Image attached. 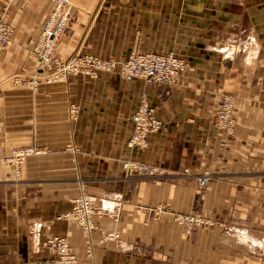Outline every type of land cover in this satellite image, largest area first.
I'll list each match as a JSON object with an SVG mask.
<instances>
[{"label":"crops","instance_id":"0c3cea01","mask_svg":"<svg viewBox=\"0 0 264 264\" xmlns=\"http://www.w3.org/2000/svg\"><path fill=\"white\" fill-rule=\"evenodd\" d=\"M69 3L70 21L55 49L61 61L76 54L122 60L136 49L173 52L188 66L169 85L109 72L27 88L16 81L44 69L30 47L52 0H0V17L11 27L0 52V264H51L44 241L52 234L69 241L78 264H259L264 0ZM142 94L163 126L148 135L146 149L131 150L125 140ZM225 95L234 98L231 133L214 124ZM28 144L42 154L27 158L18 178L4 156ZM126 161L158 173L136 176L123 168ZM206 172L210 180L200 189ZM80 191L108 209L120 207L117 223L96 219L92 257L78 225L56 219ZM176 214L210 223L188 231ZM113 229L120 239L101 241Z\"/></svg>","mask_w":264,"mask_h":264},{"label":"built area","instance_id":"2783aa9c","mask_svg":"<svg viewBox=\"0 0 264 264\" xmlns=\"http://www.w3.org/2000/svg\"><path fill=\"white\" fill-rule=\"evenodd\" d=\"M10 2L11 0H7ZM70 3L69 0H52V6L44 22L35 42L32 44V51L39 57L46 66L55 65L53 53L57 40L64 33L69 23ZM10 26L0 17V51L4 50L10 44ZM63 73L70 72H86L95 75L96 71L110 72L118 70L120 76L126 80L141 79L146 84H167L173 81L175 76L183 70V64L172 54H154V53H131L128 59L120 64L113 60H103L92 56H74L68 62L64 63ZM216 126L231 132L233 127V119L230 115V104L228 100H224L217 116ZM134 125V131L128 138L126 145L128 148H146L148 145V135L152 132L160 130L161 122L153 113V109L144 99L140 102L138 109L131 116ZM28 154V152H26ZM22 155V152H21ZM129 166V165H128ZM140 166L142 173H147L148 168L145 165ZM210 175L205 173L198 177V186L202 189L206 187L210 180ZM77 204L79 219L85 223L86 199L81 196L75 200ZM178 222L184 224L188 229L204 224L202 218L183 215L178 216ZM88 225V224H87ZM58 252L59 261L55 264H75L76 259L73 254L68 251L67 243L59 239ZM54 244L55 242H51ZM259 264H264V237L263 249L259 257Z\"/></svg>","mask_w":264,"mask_h":264},{"label":"rangeland","instance_id":"374dc122","mask_svg":"<svg viewBox=\"0 0 264 264\" xmlns=\"http://www.w3.org/2000/svg\"><path fill=\"white\" fill-rule=\"evenodd\" d=\"M170 2L174 1V0H169ZM189 0H175V2L177 4L181 3V4H184V2H187ZM192 1V0H191ZM194 1V0H193ZM241 3L243 2V0H240ZM249 0H245V2H248ZM214 2H216V0H214ZM232 2H236V0H230V3ZM184 12V10H181L180 14H182ZM71 13V12H70ZM69 13V14H70ZM158 13L160 14V12H157V11H150V14H155V15H158ZM167 13H170V12H167ZM248 12H244L245 15H247ZM49 14V12H48ZM47 14V16H48ZM70 16V15H69ZM250 18V17H249ZM47 19V17H46ZM46 19L44 20V22L46 21ZM69 21H70V17H69ZM43 22V24H44ZM8 24V23H7ZM42 24V26H43ZM9 25V24H8ZM10 26V25H9ZM41 26V28H42ZM68 26V25H67ZM11 28V27H10ZM41 28L39 29V32L41 30ZM67 28V27H66ZM65 28V30H66ZM39 32L37 33L35 39L33 40L32 44L35 42ZM65 33V31H64ZM62 33L61 36L64 34ZM11 35V33H10ZM60 36V37H61ZM59 37V38H60ZM59 40V39H58ZM58 40H57V43H58ZM56 43V45H57ZM31 44V46H32ZM56 45H55V49H56ZM7 48V47H6ZM5 48V49H6ZM4 49V50H5ZM31 51H32V48L30 47ZM55 49H54V53H53V56H54V59H56V63L55 65H51V66H46L44 63L41 62V60L39 59V57L32 51V53H34V55L38 58V60L41 62L42 66H43V71L41 73H38V74H35L33 76H30V77H19V79H17L16 83H19V84H22V85H26L27 88L30 87L31 89H35L36 86L38 84H52V83H58V82H62V81H65L68 79V77L71 75V74H81L83 76H89V77H93L99 73H109V72H105V71H96L95 72V75H91V74H87L86 72H70L68 71L66 74L62 72V70L64 69V66L66 62H68L71 58H73L74 56L68 58L67 60L65 61H61L59 58H57L55 56ZM3 51V50H2ZM1 52V51H0ZM138 53V54H144V53H154V54H172L174 56H176L180 62L183 64V70L181 72H179L176 76H178L180 73H182L184 70H186L187 68V63L185 62V60L183 58H180L177 54L173 53V52H155V51H138L136 49H133L131 50L127 56L122 59V60H117V59H114V58H101V57H98V56H94V55H91V54H76L75 56L79 55V56H82V57H85V56H92V57H95V58H99V59H103V60H113L115 62H117V64H120L124 61H126L128 59V57L130 56L131 53ZM110 72H116L119 77L124 80V81H131V80H126L124 78H122L118 72V70H113V71H110ZM175 76V78H176ZM175 78L173 79L172 82H174ZM141 80V79H140ZM143 81V80H142ZM144 82V81H143ZM172 82L170 83H167V84H160V85H169L171 84ZM146 84V83H145ZM149 85V84H147ZM150 85H159V84H150ZM147 100V97L145 94H142V96L139 98L138 100V105L137 107L134 109L133 113L138 109V106L140 105V102L142 100ZM224 100H228L229 104H230V115L233 119V127L231 128V132L234 131V128H235V125H236V122H235V118L233 116V112H234V98L231 96V95H225L222 97L221 99V102H220V106H219V109L216 113V117H215V122L214 124H216L217 122V116L219 114V110L222 106V103ZM149 104V102H148ZM150 105V104H149ZM151 107V106H150ZM152 108V107H151ZM153 109V108H152ZM132 113V114H133ZM153 113H154V109H153ZM131 114V116H132ZM154 116H155V113H154ZM156 117V116H155ZM157 118V117H156ZM158 119V118H157ZM159 120V119H158ZM132 122V120H131ZM133 125V123H132ZM162 123H161V127H160V130L162 129ZM218 128V127H217ZM219 130H222L226 133H231V132H227L225 131L224 129H220ZM133 131H134V125H133ZM132 131V133H133ZM131 133V135H132ZM130 135V136H131ZM129 136V137H130ZM128 137V138H129ZM128 138L125 140V147H127L126 145V142L128 140ZM148 146V145H147ZM147 148V147H146ZM146 148H143V149H139V148H128V149H131V150H144ZM21 152H22V155H21ZM26 152H28V154H26ZM42 154V150L41 148H39L38 146H35L33 144H28V145H20V146H16V147H13L9 150V152L4 156V160L13 168L14 170V173L16 175V177H21L22 174H23V166H24V163H25V160L31 156H38V155H41ZM139 164L141 165H145L147 168H148V172L147 173H142L140 170V166ZM129 165V166H128ZM123 168L127 171H129L131 174L133 173L134 175H138V176H154L155 174L158 173V170H157V167L156 166H153V165H150V164H147V163H141V162H137V161H126L124 162L123 164ZM187 173V171H186ZM207 173V172H206ZM188 174V173H187ZM209 174V173H208ZM188 176V175H187ZM200 188V187H199ZM205 188V187H204ZM201 189V188H200ZM203 189V188H202ZM83 196L85 199H86V202H85V208H84V211H86L87 215H85V223L83 224V222H81V220L79 219L81 216L78 215V212H77V204L75 202V200L78 198V197H81ZM163 210L162 207H158L156 208L155 210V215L157 216V214ZM119 213H120V207L119 206H115L113 208H106L104 206H101L99 205L95 199L92 197V196H89L87 193H85L84 191H80L79 194H77L71 201V208L68 212L64 213V214H61L59 216H56V219H61V220H65V221H68V222H74L78 225L83 237L85 238V241L86 243L88 244V247H87V255L92 257V246H91V241H90V234L93 230L96 229V219L99 218V217H102V216H112L113 217V220L114 222H118L119 220ZM183 215H191V216H196V217H199V218H202L200 217L199 215H195V214H176L174 216V221L180 225V226H184L188 231H191L197 227H202V226H206L207 224L210 223L209 220H206V219H203L204 220V224L200 225V226H195L193 229H188V227L184 224H181L178 222V216H183ZM88 224V225H87ZM59 239H62L64 240L67 245H68V251L73 254L74 258L76 259V263L75 264H78V256L77 254L75 253L74 249L72 248L71 244L69 243V241L62 237V236H59V235H56V234H52L50 235L47 240L44 241V245L49 248L51 251H52V254H53V259H52V263L51 264H55L56 263V260L59 261L60 259V255H59V252H58V246H59ZM120 239V233L117 229H113L111 231H107L105 232L102 236H101V241H104V240H112V241H118ZM51 242H55L54 244H52Z\"/></svg>","mask_w":264,"mask_h":264}]
</instances>
